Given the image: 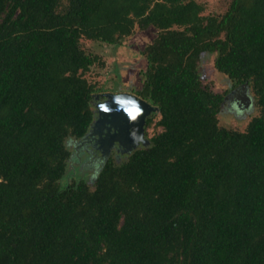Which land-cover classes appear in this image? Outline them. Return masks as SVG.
Returning <instances> with one entry per match:
<instances>
[{
	"label": "trees",
	"instance_id": "16d2710c",
	"mask_svg": "<svg viewBox=\"0 0 264 264\" xmlns=\"http://www.w3.org/2000/svg\"><path fill=\"white\" fill-rule=\"evenodd\" d=\"M202 11L196 0H0V264H264V0ZM149 28L130 91L162 129L105 157L91 188L65 144L86 134L99 94L84 76L99 57L81 38L119 46ZM204 53L228 89L252 91L258 113L243 130L219 124L228 89L203 81Z\"/></svg>",
	"mask_w": 264,
	"mask_h": 264
},
{
	"label": "rangeland",
	"instance_id": "374dc122",
	"mask_svg": "<svg viewBox=\"0 0 264 264\" xmlns=\"http://www.w3.org/2000/svg\"><path fill=\"white\" fill-rule=\"evenodd\" d=\"M196 1L202 5L203 14L220 15L226 11L231 0ZM153 34L154 30L152 28L145 31L136 30L133 36L125 38L123 44L119 46L94 41L85 37L81 38L82 47L87 52L96 54L99 57L98 62L91 65L84 73L86 79L94 84L95 89H99V91L95 92L99 94L94 96L91 104L95 109V117L86 134L79 139L67 138L65 144L71 153L69 158L70 167L74 168L76 177L84 179L91 188H93V180H95L104 159L102 151L97 148L98 144L95 145L96 138H94L95 136L99 137L95 130H99L97 120L102 117L98 113L97 103L105 99L102 97L105 92L130 91L132 87L138 86V77L133 71L143 64L140 50L145 43L151 40ZM212 57L213 55L207 53H204L201 57L199 67L202 79L205 83L210 82L215 91L224 92L230 87V81L226 75L213 68ZM115 86L116 89H114ZM257 113L258 109L252 103V91L247 86L242 88L239 85L228 89V92L225 93L222 109L218 113V121L222 126L243 130L250 118ZM147 117L150 119L148 123L145 121L143 124V140L137 142L135 146L131 145L130 148H124L117 143L121 150L117 148L118 151H109L106 157L113 155L117 160H120L132 152L133 149L148 145L149 138L162 128L157 123L159 119L157 110L151 111L146 115L145 119ZM91 136H93V140ZM91 140L94 142L92 143Z\"/></svg>",
	"mask_w": 264,
	"mask_h": 264
},
{
	"label": "water",
	"instance_id": "95a60500",
	"mask_svg": "<svg viewBox=\"0 0 264 264\" xmlns=\"http://www.w3.org/2000/svg\"><path fill=\"white\" fill-rule=\"evenodd\" d=\"M240 86L244 88L245 84ZM103 95L105 99L97 103L98 113L102 117L97 120L99 130L95 132L99 137H96L95 145L98 144L97 148H100L105 158L115 142L130 148L143 140L145 117L157 107L132 92H105Z\"/></svg>",
	"mask_w": 264,
	"mask_h": 264
},
{
	"label": "flooded vegetation",
	"instance_id": "af4514ba",
	"mask_svg": "<svg viewBox=\"0 0 264 264\" xmlns=\"http://www.w3.org/2000/svg\"><path fill=\"white\" fill-rule=\"evenodd\" d=\"M127 92H130V91H127ZM102 97L104 98V96H102ZM102 97H101V98H102ZM101 98H100V99H101ZM98 101H99V100H98ZM104 130L106 131V128H104ZM111 130H113V128H111ZM91 138H92V140H93V136H91ZM91 138H90V139H91ZM94 138H96V136H95ZM92 140H91V142L93 143L94 141H92ZM88 141H90V140H88ZM117 148H119V149L121 150V148L118 147L117 142H115L114 145H113V147H112V149H111V151H113V150L118 151Z\"/></svg>",
	"mask_w": 264,
	"mask_h": 264
}]
</instances>
